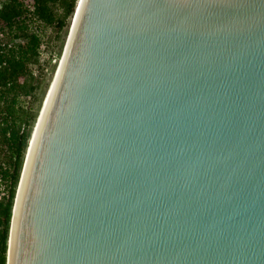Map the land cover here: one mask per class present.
<instances>
[{
  "label": "water",
  "instance_id": "water-1",
  "mask_svg": "<svg viewBox=\"0 0 264 264\" xmlns=\"http://www.w3.org/2000/svg\"><path fill=\"white\" fill-rule=\"evenodd\" d=\"M5 264H264V0L75 1Z\"/></svg>",
  "mask_w": 264,
  "mask_h": 264
},
{
  "label": "trees",
  "instance_id": "trees-1",
  "mask_svg": "<svg viewBox=\"0 0 264 264\" xmlns=\"http://www.w3.org/2000/svg\"><path fill=\"white\" fill-rule=\"evenodd\" d=\"M75 1L0 0V33L13 43L0 47V264H5L10 211L31 135L25 117L40 81L43 42L35 25L62 30Z\"/></svg>",
  "mask_w": 264,
  "mask_h": 264
},
{
  "label": "rangeland",
  "instance_id": "rangeland-1",
  "mask_svg": "<svg viewBox=\"0 0 264 264\" xmlns=\"http://www.w3.org/2000/svg\"><path fill=\"white\" fill-rule=\"evenodd\" d=\"M69 21L70 18L67 19V26L58 32L55 29L44 26L42 24L35 25L37 27L36 30L38 31V34L43 43H42V54L40 57V62L38 67L39 68L38 73L40 74V81L38 87L35 89L33 93L34 98H32V102L29 104L30 110L27 112V116L25 117L26 126L31 132L34 127L53 70L55 68L58 57L62 50Z\"/></svg>",
  "mask_w": 264,
  "mask_h": 264
},
{
  "label": "built area",
  "instance_id": "built-area-1",
  "mask_svg": "<svg viewBox=\"0 0 264 264\" xmlns=\"http://www.w3.org/2000/svg\"><path fill=\"white\" fill-rule=\"evenodd\" d=\"M3 46H5L6 48H10L11 46H13V43L4 42L3 35L2 33H0V47H3Z\"/></svg>",
  "mask_w": 264,
  "mask_h": 264
},
{
  "label": "bare ground",
  "instance_id": "bare-ground-1",
  "mask_svg": "<svg viewBox=\"0 0 264 264\" xmlns=\"http://www.w3.org/2000/svg\"><path fill=\"white\" fill-rule=\"evenodd\" d=\"M77 3H78V0H77Z\"/></svg>",
  "mask_w": 264,
  "mask_h": 264
}]
</instances>
